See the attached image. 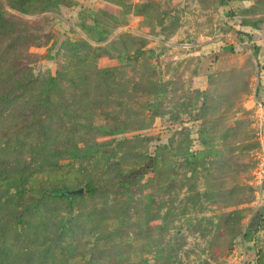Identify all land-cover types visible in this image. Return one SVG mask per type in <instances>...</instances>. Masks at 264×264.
I'll use <instances>...</instances> for the list:
<instances>
[{"label":"rangeland","instance_id":"1","mask_svg":"<svg viewBox=\"0 0 264 264\" xmlns=\"http://www.w3.org/2000/svg\"><path fill=\"white\" fill-rule=\"evenodd\" d=\"M263 159L264 0H0V264H264Z\"/></svg>","mask_w":264,"mask_h":264},{"label":"built area","instance_id":"2","mask_svg":"<svg viewBox=\"0 0 264 264\" xmlns=\"http://www.w3.org/2000/svg\"><path fill=\"white\" fill-rule=\"evenodd\" d=\"M257 169L258 183L262 184L264 182V159L260 162Z\"/></svg>","mask_w":264,"mask_h":264},{"label":"water","instance_id":"3","mask_svg":"<svg viewBox=\"0 0 264 264\" xmlns=\"http://www.w3.org/2000/svg\"><path fill=\"white\" fill-rule=\"evenodd\" d=\"M84 190H85V188L84 187H82L81 189H79V190H68V191H66L65 193L68 195V196H73V195H75V194H78V193H83L84 192Z\"/></svg>","mask_w":264,"mask_h":264},{"label":"trees","instance_id":"4","mask_svg":"<svg viewBox=\"0 0 264 264\" xmlns=\"http://www.w3.org/2000/svg\"><path fill=\"white\" fill-rule=\"evenodd\" d=\"M10 96H11V95H10ZM10 96H9V94L5 95V96L3 97L2 102H3L4 104H5V103H8V102L10 101ZM89 190H91V191H95L96 188L93 187V186H90V187H89Z\"/></svg>","mask_w":264,"mask_h":264}]
</instances>
